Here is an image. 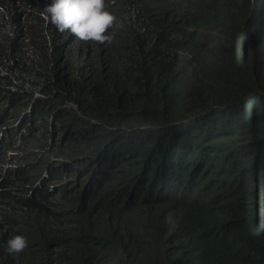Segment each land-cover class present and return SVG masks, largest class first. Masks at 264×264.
<instances>
[{"label":"trees","instance_id":"obj_1","mask_svg":"<svg viewBox=\"0 0 264 264\" xmlns=\"http://www.w3.org/2000/svg\"><path fill=\"white\" fill-rule=\"evenodd\" d=\"M49 2L0 0V264H264V0Z\"/></svg>","mask_w":264,"mask_h":264},{"label":"clouds","instance_id":"obj_2","mask_svg":"<svg viewBox=\"0 0 264 264\" xmlns=\"http://www.w3.org/2000/svg\"><path fill=\"white\" fill-rule=\"evenodd\" d=\"M43 13L59 31L67 30L80 40L111 41V35L106 33L115 17L106 10L104 0H50ZM26 246L22 235H14L6 241L9 253H19Z\"/></svg>","mask_w":264,"mask_h":264},{"label":"rangeland","instance_id":"obj_3","mask_svg":"<svg viewBox=\"0 0 264 264\" xmlns=\"http://www.w3.org/2000/svg\"><path fill=\"white\" fill-rule=\"evenodd\" d=\"M262 46L264 47V33H263V40H262ZM17 159V158H16Z\"/></svg>","mask_w":264,"mask_h":264}]
</instances>
